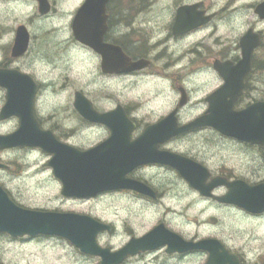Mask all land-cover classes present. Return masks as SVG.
<instances>
[{
	"label": "flooded vegetation",
	"instance_id": "flooded-vegetation-1",
	"mask_svg": "<svg viewBox=\"0 0 264 264\" xmlns=\"http://www.w3.org/2000/svg\"><path fill=\"white\" fill-rule=\"evenodd\" d=\"M31 1L37 5L35 0ZM47 1L51 6V12H53L54 5L52 4L55 3V0ZM83 1L85 2V0ZM263 6L264 0H108L105 5V19L100 23L101 29L104 30L103 44L110 46L114 50V66L106 68V70L102 68L104 59L101 54L94 52L88 46L82 45L74 39L71 27L72 17L70 23L71 36L66 40V46L63 49L64 56L61 59L64 65L62 67L63 70L71 69L74 57L80 53L87 57L92 56L97 61V84L105 80L114 81L118 84L123 81L129 82L128 85L122 87V91H134L139 87L145 86L147 89L141 96H138V101L135 99L125 101L123 93H121V97L118 100L112 99L113 103L104 107L103 105L100 106L98 102L102 98L97 97L98 95H91L89 86L75 90L72 88L71 94L66 97V104L63 105L61 103L58 108L54 109L58 113L45 117L46 115L42 113L41 108L43 101L38 100L41 96L44 98L45 95L50 94L47 92V88L48 90L50 89L49 85L54 80L42 82L37 80L31 73L25 71L23 67L24 59L28 57L31 61H34L38 57V52L35 53L31 46L34 38L31 35H29V44L25 53L17 57L13 56L11 51L15 34H13L10 42L0 43V69L15 70L31 76L36 85L34 100L35 120L39 128L50 132L59 144L80 152H86L98 146H106L111 148L109 150L111 155L115 152L114 148L117 146H121L126 150L131 149L143 137L144 133L149 131L150 127L173 113L178 127L206 115L210 107L208 99L225 85V78L231 82H229V94L226 96L224 104H228L231 99H234L231 102L234 112L254 107L253 109H258L260 114L261 105H264ZM49 16L48 14L41 16V18H48ZM235 20L248 21L246 28L237 33L236 38H234L232 32ZM221 29H225V34L220 33ZM201 35H203V38ZM203 43L206 45L203 46ZM62 46L64 45L62 44ZM246 55L248 62L245 59ZM137 62H141L142 68L123 72L124 64ZM51 64L54 68L57 67L56 64ZM192 68L194 70L191 72ZM181 71H183L184 75H180ZM198 79H200L199 83ZM163 82L172 84L175 94L172 108L166 113L158 115L156 119L155 117L148 119V116L154 113L155 105L168 108L169 97L167 89L157 90L153 96H150L151 92H153V86ZM207 85H211L212 90L195 102V96ZM2 90L6 95L7 90ZM65 91L66 87L61 86L58 91L51 95L56 96L57 93L63 94ZM77 94L83 96L91 103V109L84 105L88 116H83L75 107ZM143 94H146V96ZM89 112H92V114ZM97 114L103 117H97ZM183 115H187L188 118L184 119ZM2 122L6 125L15 123V129L19 125V119L16 117H10ZM202 133L213 135L215 140L223 145L232 144L241 148L246 160L243 163V168L240 165V171L236 172L233 166L226 164V161L217 162L215 160L216 151L213 152V148L216 147L214 141L207 138L203 139V141L197 140L199 142H193L189 148L197 144L194 150L182 151L179 147L181 146L179 142L184 141L186 137ZM142 142L139 151L140 155L148 152L144 141ZM203 143L204 145L201 147ZM148 144L152 147L156 145L158 152L179 155L196 165L198 167L197 177L202 178L204 173L207 174L205 180L207 185L211 184L213 180H221L224 183L242 182L247 190L248 188L264 187V149L260 144L235 140L219 133L212 127L197 128L170 139H165V135L158 134L157 140H154V134L149 133L146 135V145L148 146ZM36 149L41 151L38 148L18 146L0 152L31 153ZM49 157L47 166L51 169L54 179L61 186V182L55 176L53 168L49 166L53 156L49 155ZM0 164L3 165L0 171L8 173L7 175L12 174L7 180H0V187L15 206L23 208V204L20 201L22 195L20 187L19 185L13 186L14 180L20 178L19 172H10L12 168L9 162L3 163L0 160ZM184 168L185 170L188 168L194 170L190 163L185 165ZM154 169L167 170L173 173L190 193L196 194L200 199L209 202L217 208L225 211L235 210L248 218H264V211L261 214H251L236 205L220 202L218 198L225 196L229 191L227 185L220 184L214 187L210 192V197H206L199 190L193 188L178 170L163 164H142L136 166L125 175V178L142 183L150 188L155 193V198L130 189H117L86 198L65 197L62 194V186L60 187V197L63 198V202L68 204H86L89 201L97 203L109 196H115L113 200H121L122 198L130 200L131 198L135 205L139 203V211H136L135 214H141L140 216H142L144 209L149 208L151 210L157 202H162L161 192L150 180ZM51 211L87 215L103 223L109 229L100 233L97 236L98 240L105 233L112 235L116 233L113 223H108L106 220L83 213V210L80 211L81 213L59 209ZM169 212L170 209L168 214ZM184 223L180 219L160 220L146 231L130 234L125 244L131 239L141 238L154 227L163 225L167 231L176 234L187 242H198L203 239L219 241L230 255L239 259L240 264H260L244 262L240 253L231 250L220 238L214 236L201 238L197 233L188 237L180 231ZM185 226L189 227L190 225ZM0 238L11 241L23 239L13 238L6 233H0ZM167 249L168 246L164 245L153 251L140 252L137 255L126 258L122 264L126 263L130 258L148 257L157 251H160L173 264H185L190 260H200L202 257H204V262L201 264H205L209 258V254L203 251L191 250L170 253L167 252ZM83 256L90 258V256ZM97 259L99 260L98 264H100V259ZM0 264H4L1 259Z\"/></svg>",
	"mask_w": 264,
	"mask_h": 264
},
{
	"label": "rangeland",
	"instance_id": "rangeland-1",
	"mask_svg": "<svg viewBox=\"0 0 264 264\" xmlns=\"http://www.w3.org/2000/svg\"><path fill=\"white\" fill-rule=\"evenodd\" d=\"M83 3V0H55L54 11L48 18H41L37 11V5L31 0L0 1V43L11 41L14 31L18 26H25L29 34L34 37L32 48L37 54V58L31 61L30 58L24 59L23 67L25 71L31 73L37 80L46 82L53 81L49 85L47 92L50 94L40 97L38 101H43L42 113L49 117L58 111L61 103L66 104V97L72 92V88L80 89L89 86L91 95H98L99 105L104 107L118 100L123 93V99L139 100L138 96L147 89L145 86L139 87L134 91H122V87L129 82L123 81L120 84L105 80L97 84V61L92 57L76 55L72 68L63 70L62 57L66 46V40L71 36L70 23L76 10ZM248 25L247 20L234 21L233 36L241 32ZM12 33V35H11ZM220 33L225 34V29ZM203 38V35H201ZM42 38V39H41ZM70 43V42H68ZM62 44L64 46H62ZM206 44L203 43V46ZM49 50V51H47ZM56 64V68L52 64ZM194 68L191 69V72ZM71 71V72H70ZM180 75H184L183 71ZM201 79V78H200ZM198 79V83L200 82ZM90 82V83H89ZM94 82V83H93ZM88 84V85H87ZM66 87L63 94L57 93L60 87ZM164 87V88H163ZM174 87V86H173ZM166 90L169 97L168 108L161 105L154 106V113L148 119H155L158 115L166 113L172 108L175 98L171 83L155 84L150 96L156 91ZM212 90L211 85H207L195 96V102ZM146 96V94H143ZM149 96V95H148ZM5 101V94L0 89V109ZM158 107V108H156ZM183 118H188L183 115ZM14 124H3L0 122V134L13 132ZM209 139L214 141L216 147V161H226V164L233 166L234 170L240 171L245 163L244 154L241 148L232 144H221L212 135L202 133L200 135L188 136L184 141L179 142L182 151L194 150L189 146L199 140ZM197 141V142H199ZM203 144H201L202 147ZM49 155L42 151L35 150L28 152H0V160L11 165L10 172H19L20 178L14 180L13 186L19 185L21 203L26 209H46L51 211L59 209L63 211L71 210L78 213L92 215L93 217L113 223L116 230L115 234L105 233L97 239L101 247H111L116 250L122 247L128 240L130 234L141 233L150 229L160 220L180 219L184 221L181 230L188 237L197 233L201 238L214 236L222 239L233 251H237L247 263H264V218L254 219L245 217L242 213L225 211L217 208L209 202L203 201L196 194L190 193L176 176L161 169H154L151 182L162 194V202H157L151 210L144 209L143 215L135 214L139 211V203L130 200H113L115 196L106 197L100 202L92 201L86 204H68L63 202L60 197V184L52 176L51 169L47 166ZM0 171V180H7L11 175ZM16 190V188H15ZM170 212L168 214V210ZM148 212V213H147ZM190 225L189 227L185 225ZM176 225V224H174ZM177 227V226H176ZM0 259L4 264H98L99 260L95 257L85 258L77 248L69 241L56 237H25L16 241L0 238ZM204 257L200 260H190L185 264H201ZM124 264H173L166 259L160 251L148 257L130 258Z\"/></svg>",
	"mask_w": 264,
	"mask_h": 264
},
{
	"label": "water",
	"instance_id": "water-1",
	"mask_svg": "<svg viewBox=\"0 0 264 264\" xmlns=\"http://www.w3.org/2000/svg\"><path fill=\"white\" fill-rule=\"evenodd\" d=\"M36 1L38 12L41 15L48 14L50 5L47 0ZM107 1L85 0L72 21L74 38L103 56V70L114 66L113 48L102 43L104 30L101 29L100 22L105 19L104 12ZM28 41L29 35L26 28L19 26L16 29L12 55L17 57L23 54L27 49ZM245 59L248 62L247 55ZM140 63L124 64L122 70L130 72L140 69L142 68ZM225 80V85L208 99L210 107L206 115L178 127L173 113L150 127L149 131L145 132L131 149L126 150L117 146L114 148L115 152L110 155V147L98 146L89 151L80 152L59 144L50 132L42 131L34 117L33 104L36 86L33 80L17 71L0 70V87L7 90L6 102L0 110V121L12 116L19 119V127L15 132L6 136L0 135V149L18 146L38 147L51 154L53 158L50 160L49 166L53 168L55 176L61 181L62 194L66 197H93L98 193L117 189L135 190L154 197L155 194L150 188L125 178V175L136 166L157 163L169 165L178 170L193 188L207 197L210 196L214 187L220 184L227 185L229 191L225 196L218 198L220 202L233 204L247 212L258 214L264 211L263 186L247 190L242 182L224 183L221 180H213L211 184L207 185L205 184L207 174L204 173L202 178L197 177L198 167L190 161L178 155L158 152L156 145L153 147L149 144L146 145V135L149 133L154 134V140H157L158 134H163L165 139H169L192 129L209 126L227 137L260 144L264 149V105H261L260 114L258 109H253L254 107L234 112L231 107V102L234 99H231L228 104H224V100L229 94V82H231L227 78ZM84 105L91 109V103L77 94L75 107L83 116H88ZM89 113L92 114V112ZM97 117L102 118L103 116L97 114ZM142 141L148 150L144 155L139 154ZM189 163L194 170L190 168L185 170L184 166ZM106 229L109 227L89 216L19 208L0 188V232L8 233L12 237L25 235L29 237L37 235L63 237L70 240L82 253L100 257L101 264H121L128 256L154 250L164 245L168 246L167 252L170 253L191 250L207 251L209 258L206 264H239L238 258L229 255L218 241L186 242L176 234L167 231L162 225L155 227L140 239L130 240L122 249L111 252L109 249L99 247L96 242L98 233Z\"/></svg>",
	"mask_w": 264,
	"mask_h": 264
}]
</instances>
